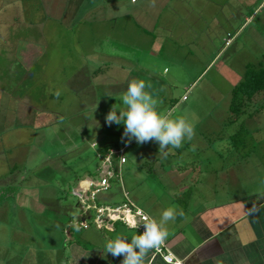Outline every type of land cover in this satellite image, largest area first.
<instances>
[{
  "label": "rangeland",
  "instance_id": "obj_1",
  "mask_svg": "<svg viewBox=\"0 0 264 264\" xmlns=\"http://www.w3.org/2000/svg\"><path fill=\"white\" fill-rule=\"evenodd\" d=\"M226 1L212 7L208 1L205 8L178 7L175 0L165 9L157 0L155 6L152 0H0V264L72 261L67 231L79 237L84 212L73 196L78 183L71 169L82 180L91 178L83 174L84 159L93 169L95 158L125 149L127 164L110 189L120 205L125 192L138 203L149 191L161 195L156 178L171 184L177 164L189 170L182 177L175 173V181L190 186L193 179L208 180L223 191L224 173L244 167L234 165L244 156L225 150L238 132L241 150L258 154L254 147H264V93L237 120L229 106L246 66L264 63V0H233L225 11ZM182 33L185 42L175 44ZM134 79L151 84L146 91L159 112L193 125L195 135L183 141L181 156L155 154L160 147L154 140L129 143L123 123L106 122L114 105L123 107L121 97ZM185 93L188 103L195 102L192 109L181 105ZM260 155L247 158L254 161L245 172L250 186L264 180V172L252 170ZM162 164L166 178L155 173ZM88 227L83 239L97 230L91 220ZM84 242L82 249L93 248Z\"/></svg>",
  "mask_w": 264,
  "mask_h": 264
},
{
  "label": "crops",
  "instance_id": "obj_2",
  "mask_svg": "<svg viewBox=\"0 0 264 264\" xmlns=\"http://www.w3.org/2000/svg\"><path fill=\"white\" fill-rule=\"evenodd\" d=\"M173 1L175 0H157L165 9L166 7H170ZM208 1L211 7L221 4L219 0H183V2L182 0H176V6L181 7V5L183 6L184 4L190 6L203 4V6L207 8L209 6L207 5ZM231 1L233 0H227L224 4L225 7H221L220 9L225 11H227V9L230 10L232 5ZM237 1L243 2L244 0ZM254 3L255 2H252V4L250 3L252 5L251 8ZM263 5L262 3L260 7ZM232 8L236 10L234 7ZM258 9H256L251 16L246 18L247 21L244 25L255 17ZM220 23V21L214 22L213 28L215 31L221 29L222 26ZM145 25L147 26V24ZM156 28L155 26V29ZM189 30L191 29L189 28ZM182 35L183 36H180L178 40L179 42L175 44L185 42L186 36L183 33ZM211 40L208 42L212 44L213 39L211 38ZM154 42L157 41L155 40ZM213 48L214 47L210 49L211 52H214ZM224 50H226V47H224L220 53ZM190 53L192 52L190 51ZM193 85H195V83ZM236 86H234V88ZM185 97L187 100L184 101ZM189 101L190 98L188 97V93H185L180 99L181 105H185L192 109L195 106V102L192 104L188 103ZM177 103L178 102H176V104H171L170 111L176 109L175 106ZM252 105L248 107V111L251 109ZM247 112H245V114ZM255 114V112L251 113L250 118L255 116ZM241 139V132L229 136L231 143H227L229 146L225 150H229L230 156H244L240 161L234 164L238 167H241L242 164L244 167L243 169L231 167L228 172L226 171L225 173V169L221 171L224 174H228L223 176V178H228V181L225 182L226 185L223 186V191L218 190L219 185H215L216 182L209 184L208 180L193 179L191 181L193 184L190 186L184 183L186 181L185 179L182 181H175V173H179V177H182L186 175L189 170V167L184 168L182 164L174 165V167L171 168L170 173L173 179H169L171 184H168L167 180H163V178H156L158 187L164 189V192L159 196L149 191L145 196V202L138 203L130 197L128 192L124 191L128 194L133 203L157 221L160 220L161 213L169 207H174L177 212L183 210V216L177 215L174 221H169L166 224L168 236L164 241L166 248L173 255L175 260L181 264H264V180L255 181L256 183H252L250 186L251 183L249 184L250 181L246 179L245 173L247 171L251 172V169L246 168L250 167L251 163H254L253 160L248 162L247 158H250L251 155H260L259 151L261 150L262 155L259 156L261 158L258 159L255 168L252 170L255 172H264V147H261V144L260 148L255 146L254 151L258 150V154H251L253 152H250L247 155L245 151L241 150L243 147V144L240 142ZM185 145V147H187L188 144L185 143ZM244 150L246 149L244 148ZM158 151L159 150H153L155 154L160 155ZM240 152H242V155ZM176 155L181 156L180 148L167 151V155L163 156ZM243 161L245 164H243ZM191 163H195V161H191L189 164ZM214 171L217 172V174L220 172L219 170ZM150 172H152V170H150ZM155 173L166 178L167 174L164 170V164L157 168ZM111 190L99 194V205H118L116 203H118L119 200L114 193L113 195L110 194ZM83 219L85 220L84 216L80 219L77 226L79 228L77 231H82L79 233V237H76L72 230L67 231L68 241L72 243L67 246V249H69L68 252H70L73 257L69 264H121L124 259L123 256L114 257L111 253H106L105 247L107 240L115 239L117 236H120L127 238L130 242L133 235L140 234L137 230L129 229L122 223H111L106 229L101 230L96 228L97 230L95 233H86V239H83V235H85L83 232L89 230V227L80 229V224ZM81 240L82 242L85 241L84 243L89 244L91 247L93 246V248L90 250H85V248L82 249L79 246ZM146 264L169 263L161 256L154 255V253L150 251L147 256Z\"/></svg>",
  "mask_w": 264,
  "mask_h": 264
},
{
  "label": "clouds",
  "instance_id": "obj_3",
  "mask_svg": "<svg viewBox=\"0 0 264 264\" xmlns=\"http://www.w3.org/2000/svg\"><path fill=\"white\" fill-rule=\"evenodd\" d=\"M151 6H155V0H152ZM146 88H151V84H146L143 80L130 81L127 91L121 97L123 107L114 105L106 116V122L109 126L123 123V136L128 138L129 143L133 139L138 144L154 140L159 144V154L167 155L166 150L170 147L179 148L185 139H193L194 127L183 117H173L171 112H159L157 100ZM177 215L183 216V210L177 212L174 207L165 209L159 221L144 214L143 234L133 235L130 242L120 236L107 240L106 253H111L114 257L123 256L121 264H146L148 253L159 249L167 238L166 224L174 221Z\"/></svg>",
  "mask_w": 264,
  "mask_h": 264
},
{
  "label": "built area",
  "instance_id": "obj_4",
  "mask_svg": "<svg viewBox=\"0 0 264 264\" xmlns=\"http://www.w3.org/2000/svg\"><path fill=\"white\" fill-rule=\"evenodd\" d=\"M185 100H187L186 97L184 98ZM96 147V144L92 145V148ZM101 161L102 165L97 171V178L93 179L91 177L79 181L76 191H73V196L80 201L79 203L85 217L80 227L82 229L87 228L89 226V220L101 230L108 228L107 226L111 223H122L129 229L137 230L140 234H143L145 229L142 225V217L146 213L131 201L127 193H124L125 202L120 205L98 204L99 194L111 189V181L116 177V172L127 163L125 149L113 148L103 156ZM152 252L154 255L161 256L169 264H181L175 260L166 248L165 243L159 249H153Z\"/></svg>",
  "mask_w": 264,
  "mask_h": 264
},
{
  "label": "trees",
  "instance_id": "obj_5",
  "mask_svg": "<svg viewBox=\"0 0 264 264\" xmlns=\"http://www.w3.org/2000/svg\"><path fill=\"white\" fill-rule=\"evenodd\" d=\"M262 93H264V63L259 65H248L244 73V79L232 91L230 104L231 116L237 120L241 115L248 111V107L252 105L256 97ZM95 159V162H93V169L88 168V159L83 160V162H85L83 165L85 166L83 174L85 173L92 178H97V171L101 167L102 162L98 158ZM71 173L74 175L72 177L74 180L70 177L73 181L78 183L82 180V176L77 175L76 171L74 172L71 169ZM57 180L59 181V179ZM54 181L55 180L52 182ZM80 229L82 228L80 227Z\"/></svg>",
  "mask_w": 264,
  "mask_h": 264
}]
</instances>
